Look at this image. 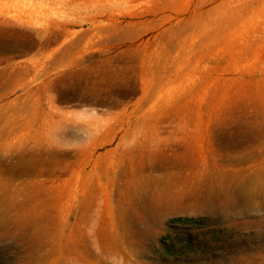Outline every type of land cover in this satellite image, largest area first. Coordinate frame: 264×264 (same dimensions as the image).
Masks as SVG:
<instances>
[{
  "label": "rangeland",
  "instance_id": "obj_1",
  "mask_svg": "<svg viewBox=\"0 0 264 264\" xmlns=\"http://www.w3.org/2000/svg\"><path fill=\"white\" fill-rule=\"evenodd\" d=\"M0 264H264V0H0Z\"/></svg>",
  "mask_w": 264,
  "mask_h": 264
},
{
  "label": "bare ground",
  "instance_id": "obj_2",
  "mask_svg": "<svg viewBox=\"0 0 264 264\" xmlns=\"http://www.w3.org/2000/svg\"><path fill=\"white\" fill-rule=\"evenodd\" d=\"M219 178V177H218ZM221 179V178H220ZM219 179V180H220ZM221 181H222V179H221ZM203 182V181H202ZM223 182H225V181H223ZM214 183V182H213ZM212 182H211V180H208V182L206 183V188H205V192L208 194V193H211L212 191H213V188H214V184H213ZM214 185V186H213ZM205 193V194H206Z\"/></svg>",
  "mask_w": 264,
  "mask_h": 264
}]
</instances>
